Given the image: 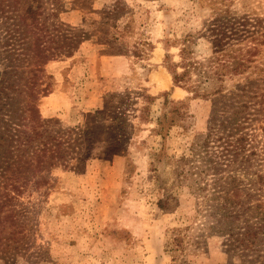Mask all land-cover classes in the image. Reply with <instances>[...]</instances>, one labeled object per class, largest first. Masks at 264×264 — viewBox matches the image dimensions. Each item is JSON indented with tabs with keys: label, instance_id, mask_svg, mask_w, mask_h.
<instances>
[{
	"label": "rangeland",
	"instance_id": "rangeland-1",
	"mask_svg": "<svg viewBox=\"0 0 264 264\" xmlns=\"http://www.w3.org/2000/svg\"><path fill=\"white\" fill-rule=\"evenodd\" d=\"M29 6L42 7L54 38L43 45L57 53L41 73L36 36L23 20ZM221 13L239 24L231 45L242 53L257 48L224 91L250 86L242 95L244 112L254 113L246 131L255 135L252 167L264 174V0H0V192L12 169L31 178L0 212V264H264V245L244 252L237 240L241 210L232 223L229 214L221 223L205 216L216 204L202 191L211 171L196 179L189 170L218 110V94L210 93L217 86L207 83L199 94L175 85L165 63L167 53L180 61L186 38L194 59L209 55L201 33ZM39 85L50 89L35 101L42 119L51 134L70 141L65 158L92 152L83 167L60 160L36 174L30 151L10 146L16 136L5 124L12 116L29 121L28 88ZM118 112L122 135L109 128L123 123L111 118ZM112 148L118 152L105 157ZM260 193L264 205V187Z\"/></svg>",
	"mask_w": 264,
	"mask_h": 264
},
{
	"label": "trees",
	"instance_id": "trees-1",
	"mask_svg": "<svg viewBox=\"0 0 264 264\" xmlns=\"http://www.w3.org/2000/svg\"><path fill=\"white\" fill-rule=\"evenodd\" d=\"M42 15V7L40 6H29L23 15L24 22L29 21L26 24L36 36L35 56L38 66L36 71L40 73L43 72V65L57 57L54 47L43 45L45 39L51 38V41H54V38L51 37L53 33L48 30L46 19H42ZM223 17V13L219 14L214 20L215 22L201 33L211 43V52L203 60L193 58L192 39L186 38L183 40V46L180 50V61L173 62L172 55L167 53L165 63L172 74L175 85H189L188 88L191 87L195 93L202 92V90L206 92L207 83H213L217 86L210 93L218 94V98L214 99L216 102L214 105L218 110L211 117V125L205 138L194 149L192 155L194 160L191 161L190 158H186L185 161H191L189 170L191 176H196V179L204 177L211 171V182H204L205 186L202 187V191H207L208 201L216 202V204L209 205L211 210L205 216H219L217 222L221 223L229 214L228 218L230 219L227 218L226 222L232 223L235 220L234 217L241 210L242 225L238 226L240 230L238 236L241 235L242 238L237 237V240L240 239L239 244H242L244 252L259 251L263 249L258 248L264 245V205L261 202L262 194L260 193L264 187V174L252 167V156L256 154V150L252 149L254 146L249 148V145L252 144L255 135L246 131L249 122L253 121L254 113L244 112L247 110L248 103L242 102V95L250 94V86L242 87L239 82L233 88L224 91L228 79L234 81L235 77L245 73V68L249 62H252L254 56L257 55V48L250 47L245 53H242V47L231 45L229 40L232 36V30L237 29L239 24L233 18L225 19ZM225 20L229 23H225ZM263 43L264 39L261 41V44ZM179 68L182 71H179ZM192 73L197 75V79L191 85L189 81L192 79ZM42 86L28 88L30 98L27 108L29 121L18 124V118L12 116L9 123L5 124L7 135L16 136L15 139L12 138L10 146L13 150H20L21 153L30 151L33 162L31 170H35V173L36 171H43L48 165H53L55 161L60 160L66 162L67 166L70 160L81 161L83 167L84 161L92 155V152L87 151L81 157L66 159L63 150L68 148L65 144L70 143V141H64L62 136L58 134H51L47 122L42 119L35 101H39L41 95L46 96V93L50 91L48 85ZM147 98L152 99L150 96ZM32 102L34 103L32 104ZM96 113L100 117L106 114L103 110H98ZM110 115L114 121L121 120V123L123 122L120 125H110L111 133L122 135L120 132L125 128V119H120L121 112L110 113ZM22 118L26 119V117ZM171 122H174V117H172ZM168 123V114L166 113L159 119L160 129L158 131L160 133L165 131ZM262 129L264 131V126ZM69 131L72 132L71 129ZM56 132L60 133L59 131ZM239 132H241L240 138L234 141L233 136ZM97 133V131L92 130L82 132V134L91 136ZM212 142L216 147L213 151L210 149ZM8 152L12 154L10 150ZM117 152V149L112 148L105 151L104 156L108 157ZM8 168L11 167L8 166ZM19 168L21 167L12 169L7 181L3 184V189L0 192L3 197L2 203L0 202V212L8 204V201L15 199L14 195L22 193L31 181L29 173L24 171L23 175H19L21 173ZM31 173L32 176H35L34 172L31 171ZM208 186L210 189H207ZM255 201H257L256 204H254ZM207 228L213 227L209 223Z\"/></svg>",
	"mask_w": 264,
	"mask_h": 264
}]
</instances>
